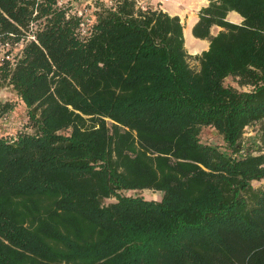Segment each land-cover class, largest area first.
I'll return each mask as SVG.
<instances>
[{
  "label": "trees",
  "instance_id": "16d2710c",
  "mask_svg": "<svg viewBox=\"0 0 264 264\" xmlns=\"http://www.w3.org/2000/svg\"><path fill=\"white\" fill-rule=\"evenodd\" d=\"M85 2L0 0V264H264V0H207L197 68L179 15Z\"/></svg>",
  "mask_w": 264,
  "mask_h": 264
},
{
  "label": "rangeland",
  "instance_id": "374dc122",
  "mask_svg": "<svg viewBox=\"0 0 264 264\" xmlns=\"http://www.w3.org/2000/svg\"><path fill=\"white\" fill-rule=\"evenodd\" d=\"M148 1L151 3L152 6H156L158 8L165 9V11H167L169 14H175L176 13V15H178V13H181L180 18H181V21L184 25V29H183L184 40H185L184 43H185V48L189 54L188 62L192 68H197L198 67V61L195 58V55L200 54L202 50H205V48H204V46L203 47L197 46V44H199V43L203 44V42H201V40L199 38H195L192 34V31H191L192 27L185 28V24H186L189 16L191 14L196 15V13L198 12V8L200 6L205 5L207 0H176V1L175 0H148ZM179 3H181V4H179ZM189 6H191V8ZM191 10H193V11H191ZM239 18L240 17L237 13L231 12L228 14V19L230 21L234 20V22H236V20ZM217 30H218V28L214 27L211 31H212V33H215ZM191 39L196 41L197 44L195 47H188L187 48L186 41L187 40L189 41ZM0 99L10 100L14 104L13 110L8 112L0 120V134L10 136V135L14 134L16 130H19L22 128L23 118L25 115V106L22 103V101L20 100V98L17 96V94L12 89H10L8 87H1L0 86ZM262 127L264 128V124L263 125L255 124V125L247 126L245 128V131H244V137L247 138V137H250L252 135L259 133L263 129ZM206 135L210 139H212V141H215L216 139H218L216 132L212 129H209V128L206 129ZM261 146L263 147V151H264V141L261 142ZM253 185L255 187L264 188V179L261 181H254ZM134 193H138L139 195H142L146 198H153V199L159 198V195H160L159 192H155V191L148 190V189H144L140 192H133V191L127 192V194H134Z\"/></svg>",
  "mask_w": 264,
  "mask_h": 264
},
{
  "label": "bare ground",
  "instance_id": "6f19581e",
  "mask_svg": "<svg viewBox=\"0 0 264 264\" xmlns=\"http://www.w3.org/2000/svg\"><path fill=\"white\" fill-rule=\"evenodd\" d=\"M176 1V0H175ZM193 3V2H192ZM176 4V3H175ZM179 4H181V3H179ZM186 7V6H185ZM190 8H191V6H189ZM180 8V7H179ZM178 8V9H179ZM187 8V7H186ZM190 10V9H189ZM191 11H193V10H191ZM186 15V14H185ZM194 19H195V15L194 14H191L190 16H189V18L187 19V22H186V24H185V28H187V27H189V25L194 21ZM189 38V37H188ZM187 39V38H186ZM190 39V38H189ZM204 43V42H203ZM196 41H194L193 39H191V40H187L186 41V46H187V48L188 47H195L196 46ZM197 46H198V44H197ZM198 51V50H197Z\"/></svg>",
  "mask_w": 264,
  "mask_h": 264
},
{
  "label": "crops",
  "instance_id": "0c3cea01",
  "mask_svg": "<svg viewBox=\"0 0 264 264\" xmlns=\"http://www.w3.org/2000/svg\"><path fill=\"white\" fill-rule=\"evenodd\" d=\"M206 3H207V1H206ZM203 6H204V5H203ZM201 7H202V6H200V7L198 8V11H199V9H200ZM161 9H162V8H161ZM162 10L165 11V9H162ZM232 13H235V12H232ZM175 14H176V13H175ZM175 14H171V15H175ZM178 15L180 16L181 13H178ZM197 18H198V12H197L196 15H195V19H194V21L189 25L188 28H190V27H192V26L194 25V23L196 22ZM240 20H241V18L237 19V20H236V23H239ZM232 22H234V20H233ZM191 29H192V28H191ZM218 30H219V29H218ZM218 30H217V31H218ZM211 32H212V31H211ZM213 34H214V33H213ZM200 40H201V42H205V43H203V44L199 43L198 46H199V47H203V46H204V48L207 49V47H208V40H207V39H200Z\"/></svg>",
  "mask_w": 264,
  "mask_h": 264
},
{
  "label": "built area",
  "instance_id": "2783aa9c",
  "mask_svg": "<svg viewBox=\"0 0 264 264\" xmlns=\"http://www.w3.org/2000/svg\"><path fill=\"white\" fill-rule=\"evenodd\" d=\"M72 1V0H71ZM86 2L85 3H92L93 0H85ZM136 2V5L138 7H141L142 9L145 7V4L148 2L147 0H135ZM59 3H61V1H59ZM82 14V10H79L78 11V15H81ZM4 49V48H2Z\"/></svg>",
  "mask_w": 264,
  "mask_h": 264
}]
</instances>
